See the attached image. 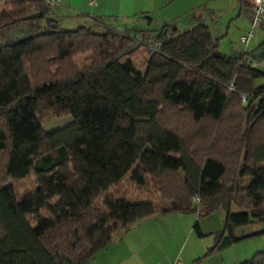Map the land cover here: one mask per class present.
<instances>
[{
    "label": "trees",
    "instance_id": "16d2710c",
    "mask_svg": "<svg viewBox=\"0 0 264 264\" xmlns=\"http://www.w3.org/2000/svg\"><path fill=\"white\" fill-rule=\"evenodd\" d=\"M49 9L0 0V31L45 22L0 44V264H87L157 213L221 209L206 255L236 242L237 227L264 234V85L253 84L264 72L250 53L229 58L201 22L136 42L112 29L63 30ZM140 50L142 71L132 63ZM64 115L72 121L42 130ZM9 180L25 183L10 194ZM238 264H264V248Z\"/></svg>",
    "mask_w": 264,
    "mask_h": 264
},
{
    "label": "crops",
    "instance_id": "0c3cea01",
    "mask_svg": "<svg viewBox=\"0 0 264 264\" xmlns=\"http://www.w3.org/2000/svg\"><path fill=\"white\" fill-rule=\"evenodd\" d=\"M248 14L249 6L238 0H93L92 4L88 0H59L49 11L63 30L112 29L136 42L151 39L163 28L161 34L201 22L208 26L218 49L224 44L223 50L229 53L242 51L235 44L248 28ZM259 29L263 30L260 26ZM247 43L245 51L252 53L262 46L263 40L249 39ZM223 217L221 209L203 218L193 212L154 214L114 234L87 264H238L264 248V234L251 235L260 228L250 223L234 230L239 238L236 242L206 255L213 235L222 228Z\"/></svg>",
    "mask_w": 264,
    "mask_h": 264
},
{
    "label": "rangeland",
    "instance_id": "374dc122",
    "mask_svg": "<svg viewBox=\"0 0 264 264\" xmlns=\"http://www.w3.org/2000/svg\"><path fill=\"white\" fill-rule=\"evenodd\" d=\"M34 25H36L38 27L30 28L27 23H18L17 25H14L13 28L10 30L0 31V44L5 43V41H7L8 39H10V41H15V40L21 39L23 37H26L30 33H36V32L42 31L43 30L42 28L44 27L45 22L42 19L41 20L38 19L36 22H34ZM64 30H70V29H64ZM163 31H164V28L160 31V33H164ZM178 31H182V30L180 29ZM93 32H95V31H93ZM95 33H102V32H95ZM263 38H264V31L259 29V27H257L255 29V31L253 32V35L250 38V41H258L259 42V41H262ZM146 41H150V40L146 39ZM235 45H237L238 48H240L242 51L243 50L245 51V49H246V45L244 46L243 44H241L237 41H236ZM222 47H225V45L221 44L220 45L221 50L220 49L219 50L222 53L224 52V54L228 55L229 52H226L227 49L223 50ZM145 57H146V54L142 50H140L139 54H137L132 59L133 66L136 70L142 71L144 69ZM88 58H89V54L77 55V56H75L74 61L78 67H82L83 65L88 63ZM246 61H248L251 68H253L254 70L264 72V59H262L260 61L246 59ZM253 84L254 85H264V74L255 77L253 79ZM70 121H72V117L70 115H64V116H60V117H50L48 120H46L41 125V128L44 132H46V131H49V130L54 129V128L62 127L64 125L68 124ZM24 183H25V181H22V180H9L5 184L4 187L10 194H13V192L15 191V186L20 185V184H24ZM155 203L157 206L167 207V204H166L167 202H163V201H160L157 199ZM238 211H240L239 208L236 205H232V212H238ZM200 218H203V217H200ZM204 220H207V219H204ZM251 225L258 226L260 228V225L257 223H251ZM195 238H196V235H195V233H193V243L195 242Z\"/></svg>",
    "mask_w": 264,
    "mask_h": 264
},
{
    "label": "built area",
    "instance_id": "2783aa9c",
    "mask_svg": "<svg viewBox=\"0 0 264 264\" xmlns=\"http://www.w3.org/2000/svg\"><path fill=\"white\" fill-rule=\"evenodd\" d=\"M45 2L48 4V7L51 9L55 4L59 2V0H45ZM88 3L92 4L93 0H88ZM245 3L249 6L248 28L238 38L239 43L243 44L244 46L252 37L253 32L257 27L259 26L262 27L264 31V0H245ZM263 44H264V38H263ZM158 51H159L158 45H153L149 47L150 53H154ZM228 90L229 91L233 90V86L231 84L228 86ZM239 97L242 101L245 99L244 95H240ZM195 201L197 202L198 199H195ZM176 264H181V263L177 261Z\"/></svg>",
    "mask_w": 264,
    "mask_h": 264
},
{
    "label": "water",
    "instance_id": "95a60500",
    "mask_svg": "<svg viewBox=\"0 0 264 264\" xmlns=\"http://www.w3.org/2000/svg\"><path fill=\"white\" fill-rule=\"evenodd\" d=\"M39 16L38 14L36 13H31L27 16H25L23 19L26 20V19H32V18H35ZM242 55V52L240 50H231V52L227 55L229 58L231 59H238L240 58ZM263 56H264V46H261L258 50L250 53L248 55V59L249 60H257V61H260L263 59Z\"/></svg>",
    "mask_w": 264,
    "mask_h": 264
}]
</instances>
